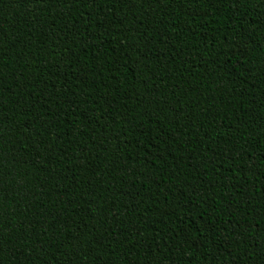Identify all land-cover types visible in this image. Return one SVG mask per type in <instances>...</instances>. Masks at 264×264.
<instances>
[{
	"label": "trees",
	"instance_id": "1",
	"mask_svg": "<svg viewBox=\"0 0 264 264\" xmlns=\"http://www.w3.org/2000/svg\"><path fill=\"white\" fill-rule=\"evenodd\" d=\"M0 264H264V0H0Z\"/></svg>",
	"mask_w": 264,
	"mask_h": 264
}]
</instances>
